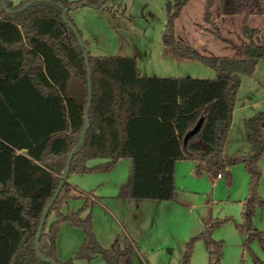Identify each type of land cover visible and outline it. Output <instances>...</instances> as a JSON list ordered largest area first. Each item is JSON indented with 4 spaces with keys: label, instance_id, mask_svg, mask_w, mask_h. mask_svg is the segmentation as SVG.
<instances>
[{
    "label": "trees",
    "instance_id": "obj_1",
    "mask_svg": "<svg viewBox=\"0 0 264 264\" xmlns=\"http://www.w3.org/2000/svg\"><path fill=\"white\" fill-rule=\"evenodd\" d=\"M189 2L168 4L161 41L174 58L196 60L212 69V79L146 77L139 74L134 57L90 53L88 72L85 49L61 15L66 9V19L74 26L68 16L71 9L100 7L104 2L27 0L14 5L0 0V264H89L97 256L106 264H133L135 242L124 237L122 244L116 240L111 247H103L92 230L91 208L99 197L68 180L73 173L110 169L124 159L131 161V176L120 186L118 196L155 201L175 199L177 162L189 161L195 163V173L204 171L211 177L221 173L228 179V168L242 164L248 194L236 228L244 235L245 247L254 239L263 240L264 231L251 222L256 206L264 203L257 194L264 111L243 122L248 148L241 157L224 161L222 152L240 77L251 76L264 62V36L248 24L240 0H206V30L237 55H203L176 39V21ZM214 9L219 16L241 18L238 41L223 34ZM89 83V128L80 145ZM72 152L67 179L37 242L40 218ZM70 199H80L82 205L63 212ZM51 214L54 219L47 226ZM229 219L207 222L202 232L187 241L178 264H188L198 238L208 252V264H221L223 242L212 233ZM61 222L83 232L77 253L65 261L56 256L55 236Z\"/></svg>",
    "mask_w": 264,
    "mask_h": 264
},
{
    "label": "rangeland",
    "instance_id": "obj_2",
    "mask_svg": "<svg viewBox=\"0 0 264 264\" xmlns=\"http://www.w3.org/2000/svg\"><path fill=\"white\" fill-rule=\"evenodd\" d=\"M18 5L27 0H11ZM76 2L79 0H67ZM206 0H192L182 11L176 21V39L194 46L201 54L215 57H233L237 53L208 33L203 22ZM245 3V0H242ZM100 7H78L69 11L68 16L77 29L80 38L86 44L93 57H134L140 71L148 76L154 74L180 71V76L195 79H212L214 72L206 65L189 60V64L177 66L167 57L162 48L161 34L167 17V6L172 0H101ZM255 8L261 12L259 17L252 18L248 24L260 30L264 36V0H256ZM253 10L246 9V15ZM215 19L219 17L214 11ZM222 32L228 38L238 41L240 20L229 19L223 24L218 19ZM190 33L197 34L192 38ZM171 69V70H170ZM241 102L256 103L264 111V62L260 61L252 77H243L237 94ZM124 160L110 173L76 174L69 181L80 183L86 192L98 187L102 176H110L102 189L112 191L113 178L129 179L128 165ZM97 163L91 161L89 164ZM261 177L257 186L258 196L264 200V154L259 162ZM230 179L225 175L221 180L212 183L211 177L204 171L191 175L179 182L176 197L170 201H146L141 210L129 207L128 198L105 199L102 204L95 203L91 208L92 230L100 242L107 248L115 239L123 243L128 234L138 244L133 256V264H178L182 261L187 241L205 228L209 221L231 218L214 228L212 236L223 242L221 264H264L263 240L254 239L248 247L243 245L244 235L236 228L240 223L242 201L248 194V175L242 164L230 166ZM177 184V185H178ZM102 192V193H103ZM126 199V200H125ZM133 202V201H132ZM82 205L80 199H70L62 206V211L76 210ZM114 214L112 215L109 210ZM54 219L51 214L48 224ZM142 223L139 226V223ZM252 226L264 231V203L256 206L252 217ZM136 227H141L138 228ZM136 237V238H135ZM83 241V232L67 222L58 225L55 236L56 256L61 261L73 257ZM89 264H106L100 257H94ZM188 264H208V252L202 239L193 242Z\"/></svg>",
    "mask_w": 264,
    "mask_h": 264
},
{
    "label": "crops",
    "instance_id": "obj_3",
    "mask_svg": "<svg viewBox=\"0 0 264 264\" xmlns=\"http://www.w3.org/2000/svg\"><path fill=\"white\" fill-rule=\"evenodd\" d=\"M191 1L192 0H190V2ZM240 1H241L242 5H243L244 13H246V9H248V8L250 10L251 9L253 10V13H252V11H250L249 14L247 15L248 16V22L254 17L255 18H257V16L259 17V15H260L259 13H261V12H259L255 8V6L257 5L256 0H245V3L242 0H240ZM215 10H217V9H214V11ZM236 18H238V17H236ZM218 19L223 20V24L229 23L228 22L229 18H226V17H223V16H219L217 18V20ZM238 19L240 20V25H241V18H238ZM253 28H255V27H253ZM176 30H177V27H176ZM190 35H191V37L193 39L194 38H196V40L198 39L196 33L194 35H192V33H190ZM181 42H183V41H181ZM183 43H186V42H183ZM162 48L164 49L165 54L167 55V57L172 59L173 64H176L177 66L178 65L181 66V64H183V65L189 64V63H181V62H189V60H191V59H176V58L173 57L170 48L165 47L163 44H162ZM258 65H259V63H258ZM258 65H257V68H258ZM176 70H174V69L171 70L172 72H169L170 74L159 73V74H154V75H157V76H148L149 74H147L146 71L144 73H142L140 71V68H139V65H138L139 74L143 75V76H146V77H158V78L182 77V76H180L181 75L180 71H176ZM255 72H256V70H255ZM255 72L251 76H248V77H252L255 74ZM244 76L247 77V75H242L240 77V87L242 85ZM238 93H239V90H238L237 94ZM237 94H236L235 105H234V109H233V113H232V122H231V125H230V128H229V131H228V134H227V137H226V141H225V144H224L223 152H222V159L224 161L239 158L247 151L248 147H247V144H246V141H245V138H244L243 122H244L245 119L253 116L256 112L261 111L259 105H256L257 102H255V103H250V102H244L243 103V102H241L240 104H238ZM19 153H24V152H19ZM124 160H127V159H124ZM124 160H120L118 163H116L110 169L98 170V171H110V173H111L117 167V165L119 163L123 162ZM127 165H128L129 178H130V176H131V161L129 163H127ZM228 169L230 171V167ZM98 171H93L91 173H95V172H98ZM230 173H231V171H230ZM190 175L192 177L196 176L195 163H192V162H189V161H180V162L175 163V167H174V185H175V188L177 189V186H179L178 183L181 182V180L182 181L186 180ZM109 177L110 176H108V175L107 176H102L103 181H101V183L98 185V187L91 189V191H93V193L96 196L99 197V199L97 201L99 204H102L103 201H105V199H116V198H119V196H118L119 188H120V186L123 183H125L128 180L126 178L117 179V180H115L116 178H113V182L110 183V185H112V188H113L112 191H109V192L108 191L107 192L100 191L101 192L100 195H97L96 191L98 189H102L103 188L104 184L107 183L106 181H108L110 179ZM222 178H223V175L220 178L211 177V181H212V183H214L215 181L221 180ZM70 183L72 185H75L78 189L85 191L83 188L80 187V183L75 182V181H71ZM127 200L129 201L128 203H130L129 207H131V208L133 207L136 210H138V209L141 210V208H144V206L146 204H149V203L146 202L148 200H143V199H129L128 198ZM107 210L110 211V209H107ZM110 213L112 215L114 214L112 211H110ZM141 224L142 223L140 222L139 226H141ZM136 228H138V230H140L139 228H141V227H136ZM132 236L134 238V235H132ZM126 237L132 239L135 242V244H136L135 245V251H137L138 250V244H137L136 240L133 239L128 234L126 235ZM116 240L117 239H115V241ZM113 243H112V245H113ZM57 258L59 260H63V259H61V257H57Z\"/></svg>",
    "mask_w": 264,
    "mask_h": 264
},
{
    "label": "water",
    "instance_id": "obj_4",
    "mask_svg": "<svg viewBox=\"0 0 264 264\" xmlns=\"http://www.w3.org/2000/svg\"><path fill=\"white\" fill-rule=\"evenodd\" d=\"M66 14H67V10L65 9V10H63L61 18H62L63 22L66 23L67 26L74 32V34L76 35V38H77V41H78L79 45L82 48L85 49L83 57H84V60H85V65H86L87 70L89 72L88 61H87L89 50L86 47V45L84 44V42L82 41V39L80 38L77 29L71 23H69L68 20L66 19ZM90 103H91V88H90V83H89L88 84V90H87V104H86V107H85V110H84L85 127H84V130H83V132L81 134V137H80V145L83 143L85 134H86V132H87V130L89 128L88 109L90 107ZM73 154H74L73 152L70 154V156L68 158V161H67V164L65 166L64 172H63V174L61 176V179H60V181L58 183V186H57L54 194L52 195L50 201L48 202V204H47V206H46L45 210L43 211V214H42V216L40 218V222H39V226H38V230H37V242H38V240L40 238V235H41V232H42V229H43V225H44L45 219H46V217L48 215L49 209H50L51 205L53 204V202L55 201V199L58 196V194H59L64 182L67 179L68 172H69V163H70V160H71Z\"/></svg>",
    "mask_w": 264,
    "mask_h": 264
},
{
    "label": "built area",
    "instance_id": "obj_5",
    "mask_svg": "<svg viewBox=\"0 0 264 264\" xmlns=\"http://www.w3.org/2000/svg\"><path fill=\"white\" fill-rule=\"evenodd\" d=\"M221 176H222L221 173H218V174L216 175L217 178H220Z\"/></svg>",
    "mask_w": 264,
    "mask_h": 264
}]
</instances>
